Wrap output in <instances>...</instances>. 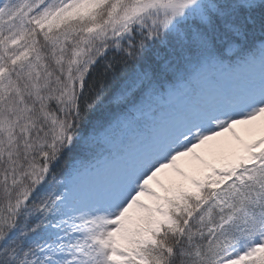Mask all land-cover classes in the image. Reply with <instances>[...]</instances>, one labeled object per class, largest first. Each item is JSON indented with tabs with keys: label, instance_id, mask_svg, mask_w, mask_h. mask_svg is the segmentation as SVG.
Returning <instances> with one entry per match:
<instances>
[{
	"label": "snow or ice",
	"instance_id": "obj_1",
	"mask_svg": "<svg viewBox=\"0 0 264 264\" xmlns=\"http://www.w3.org/2000/svg\"><path fill=\"white\" fill-rule=\"evenodd\" d=\"M0 264H264V0H0Z\"/></svg>",
	"mask_w": 264,
	"mask_h": 264
}]
</instances>
